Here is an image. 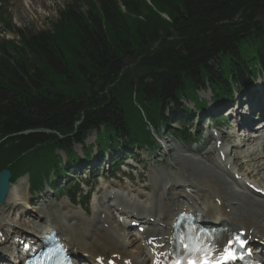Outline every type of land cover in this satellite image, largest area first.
Here are the masks:
<instances>
[{
    "label": "trees",
    "instance_id": "obj_1",
    "mask_svg": "<svg viewBox=\"0 0 264 264\" xmlns=\"http://www.w3.org/2000/svg\"><path fill=\"white\" fill-rule=\"evenodd\" d=\"M8 1L0 23L19 41H0V172L28 175L32 193L85 162L77 145L88 161L154 149L162 131L190 144L184 101L204 114L200 92L223 105L264 72V0H70L37 33L14 29Z\"/></svg>",
    "mask_w": 264,
    "mask_h": 264
},
{
    "label": "bare ground",
    "instance_id": "obj_2",
    "mask_svg": "<svg viewBox=\"0 0 264 264\" xmlns=\"http://www.w3.org/2000/svg\"><path fill=\"white\" fill-rule=\"evenodd\" d=\"M253 112L258 115L255 120ZM246 114L248 117L243 120L246 130L231 134L234 142L218 148L216 161L179 146L175 152L166 146L171 163L178 164L177 172L173 175L162 169L152 172L156 189L150 195L134 189L135 186L106 182L101 197L95 198L91 214L66 199L59 201L55 211L46 202L43 212L36 217L29 215L28 179L21 180L10 187L4 204H0V256L15 263L17 248L23 240L36 241L54 229L70 254L84 259V263L76 261V264H99V261L106 264L109 260L116 264H160L162 254L170 250L173 220L181 212L195 214L213 224L221 223L229 232L244 231L252 245L263 250L264 197L255 189L263 193L264 189L250 180L253 172L243 174L237 162L246 159L248 167L257 166L264 182V130L257 132L264 122L256 123L264 117V103L251 106ZM224 139L218 135V141ZM236 174L242 176L238 178ZM182 183L189 185V192L182 188ZM13 211L20 212V216L13 218ZM142 215L153 218V224ZM32 218L36 224L31 223ZM133 222L140 223L145 232H128ZM226 242L224 237L225 245ZM257 258L264 260V255L260 253Z\"/></svg>",
    "mask_w": 264,
    "mask_h": 264
},
{
    "label": "rangeland",
    "instance_id": "obj_3",
    "mask_svg": "<svg viewBox=\"0 0 264 264\" xmlns=\"http://www.w3.org/2000/svg\"><path fill=\"white\" fill-rule=\"evenodd\" d=\"M69 2H70V0H9L7 17L11 18L13 25L15 27L14 29H20L23 31H30L33 33H37L40 31L48 30L49 24L57 20V18L59 17L60 11L63 10ZM1 40H10V41L17 42V41H19V38L17 37V35L14 32L6 31L3 27L0 26V41ZM199 98H200L199 101L207 102L205 104L208 105L207 106V109H208L210 107L209 105H211L210 104L211 103L210 101L212 98L211 92L209 90L200 92ZM242 102H243V100H242ZM183 105L189 109L194 108V103L189 102V101H184ZM241 106L244 107L245 104L241 103ZM236 125H238V123H236ZM225 126L226 127L223 129V134L229 135V138H227V136H224V135H222V136H224L225 139L227 138L226 140L224 139V144L228 145V144L234 142V140H232L230 137L231 134L237 133L238 130L240 131V129L234 127L235 123L230 122V121H227ZM174 127H176V126H174ZM205 134L206 133H204L203 137H205ZM160 135L161 136L158 140H159V142L161 141V145L163 143V145H162L163 149H160L159 153L156 154L155 156L149 154L147 151H144L140 155L141 161H143V165L139 169L134 170L133 173H131L130 180H129L131 182V185L135 186L136 189H141L143 186L147 187V189H148L147 193L149 195L152 194L153 191H155V189H156V183L154 182V180L152 182L151 174L155 170H161V169H152V164L156 165L155 168L166 169L168 171V173L171 175H173V172L178 171V164L173 165L171 163L170 154L167 151H165V148H166V146H170L169 148H172L173 151L175 152L176 148H174V147H176L178 145L181 147V145L178 144V142L173 141L170 137H167L165 131L161 132ZM95 140H96V133L93 132V133H91L90 138L87 140L86 145L90 146V145L94 144ZM202 142L198 147H193L191 151L194 152L195 155L205 154L206 157H208L210 160L216 161V159L218 158V153L212 151V148H214V149L216 148V147H214V145L216 144L217 141L206 142V140H203ZM235 142H237V141H235ZM204 144H205V146H204ZM262 145H264V144H262ZM181 148L183 150H185L183 147H181ZM263 148H264V146H263ZM242 149H244V148H242ZM75 152L81 156V147L76 146ZM174 152H172V155ZM57 153H58V155L64 157L62 152L57 151ZM154 160H157L158 162L153 163ZM159 161H161V162H159ZM245 162H247L246 159H242V160L237 162L239 167H240L241 172L243 174L246 173V171H248L250 173L253 172L252 173L253 175H250V177H249L250 180H253L259 186L264 188V182L262 181V179L259 175V169L257 168V166L250 168V167H248V165H246ZM144 165L147 166V167H145V169H143ZM246 168L248 170H245ZM149 174H150V176H149ZM236 176L240 177L237 174H236ZM23 179H26V178H23ZM121 183L123 185L129 184V182L125 181V179L121 180ZM27 185L29 188L28 183H27ZM96 185H97V187L94 191L95 194L99 193V191H100L99 188L102 187V184L99 182H97ZM142 192L144 193V191H142ZM147 193H145V195ZM101 194L102 193H99L98 195L101 197ZM98 195H96V196L98 197ZM65 200H66L65 196H63V195L52 196V195L48 194V195H44L43 198L39 197L37 199H32L30 197V201L32 203L33 202L34 203H33L32 208L28 206L29 215L31 214V215L36 217V215H38L40 212H43V210L45 209L44 203L46 201H49V205L51 206V209H53V211H55L57 208H59V201L61 202V201H65ZM90 210H91V207L89 208V211ZM11 215L13 216V218H15V216L19 217L20 212L13 211V213ZM29 220H31V221L34 220L31 223L36 224L35 218L29 219ZM136 230L137 229H133L132 230L133 233H136Z\"/></svg>",
    "mask_w": 264,
    "mask_h": 264
},
{
    "label": "snow or ice",
    "instance_id": "obj_4",
    "mask_svg": "<svg viewBox=\"0 0 264 264\" xmlns=\"http://www.w3.org/2000/svg\"><path fill=\"white\" fill-rule=\"evenodd\" d=\"M246 245V240L241 238V235L230 237L226 245L223 243V238L217 236L215 242L206 243L203 246L194 249L198 255L192 256L188 259V264H228L229 261L237 259L236 246L243 249ZM185 250L188 245H184ZM222 253V254H221ZM214 254H216L214 256ZM177 264H180L177 261Z\"/></svg>",
    "mask_w": 264,
    "mask_h": 264
},
{
    "label": "water",
    "instance_id": "obj_5",
    "mask_svg": "<svg viewBox=\"0 0 264 264\" xmlns=\"http://www.w3.org/2000/svg\"><path fill=\"white\" fill-rule=\"evenodd\" d=\"M11 178V174L8 170H4L0 172V203L4 204V199L9 194L10 184L9 180Z\"/></svg>",
    "mask_w": 264,
    "mask_h": 264
}]
</instances>
